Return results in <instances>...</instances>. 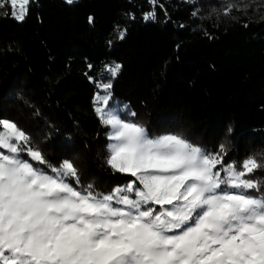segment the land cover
I'll return each instance as SVG.
<instances>
[{
	"label": "trees",
	"instance_id": "16d2710c",
	"mask_svg": "<svg viewBox=\"0 0 264 264\" xmlns=\"http://www.w3.org/2000/svg\"><path fill=\"white\" fill-rule=\"evenodd\" d=\"M2 3L0 118L51 165L71 159L82 185L107 193L133 178L106 163L109 128L95 112L115 64L113 99L150 133L225 144L229 162L264 153V0H32L22 21Z\"/></svg>",
	"mask_w": 264,
	"mask_h": 264
},
{
	"label": "snow or ice",
	"instance_id": "6c2138e0",
	"mask_svg": "<svg viewBox=\"0 0 264 264\" xmlns=\"http://www.w3.org/2000/svg\"><path fill=\"white\" fill-rule=\"evenodd\" d=\"M31 2L9 0L11 14L24 20ZM98 87L106 163L135 179L107 193L82 185L71 159L51 165L0 118V264H264V153L229 162L225 144L212 152L152 134L127 106H110V83Z\"/></svg>",
	"mask_w": 264,
	"mask_h": 264
},
{
	"label": "rangeland",
	"instance_id": "374dc122",
	"mask_svg": "<svg viewBox=\"0 0 264 264\" xmlns=\"http://www.w3.org/2000/svg\"><path fill=\"white\" fill-rule=\"evenodd\" d=\"M2 2H4V1H6V0H1ZM110 65V63H108L107 64V66H109ZM105 76H109L110 78H103V79H101L100 80V83L99 84H106V83H110L111 85H112V80L116 77V75L115 76H112L111 74H110V72H108V73H106L105 74ZM100 90L99 91H97V92H99L100 93V95H104L105 93H104V90L102 89V88H99ZM110 91H111V89H110ZM96 92V93H97ZM111 95H112V93H111ZM95 97H96V94H95ZM94 101H95V99H94ZM110 106H113V107H115V106H119V108L120 109H123L124 108V106H127V110H128V105L126 104V103H122V102H117L116 100H114L113 99V97H112V99L110 100ZM97 106V104H96V102H95V107ZM110 130V129H109ZM111 143V141L109 140V144ZM226 159V158H225ZM128 175H130V174H128ZM133 179H135L134 177L132 178V179H130L128 182H130L131 180H133ZM127 182V183H128ZM126 183V184H127ZM126 184H124V185H126ZM117 186H123V184L122 185H117ZM116 186V187H117Z\"/></svg>",
	"mask_w": 264,
	"mask_h": 264
}]
</instances>
